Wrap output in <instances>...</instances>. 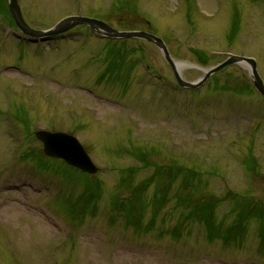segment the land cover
Instances as JSON below:
<instances>
[{
  "label": "rangeland",
  "instance_id": "1",
  "mask_svg": "<svg viewBox=\"0 0 264 264\" xmlns=\"http://www.w3.org/2000/svg\"><path fill=\"white\" fill-rule=\"evenodd\" d=\"M18 1L37 31L80 13L149 30L189 83L228 54L264 81V0ZM9 15L0 0V264H264V99L246 68L179 90L149 43L78 28L36 47ZM44 129L76 136L98 174L43 164Z\"/></svg>",
  "mask_w": 264,
  "mask_h": 264
},
{
  "label": "water",
  "instance_id": "2",
  "mask_svg": "<svg viewBox=\"0 0 264 264\" xmlns=\"http://www.w3.org/2000/svg\"><path fill=\"white\" fill-rule=\"evenodd\" d=\"M9 8L12 13V17L14 18L16 25L20 30L25 34L29 35L33 38H48L51 36H58V34H62L67 32L70 29H73L77 27L78 24H89L92 27L96 28L97 26H100L104 29V34L109 35L112 38L118 39H128V38H140L146 41L152 42L154 45L159 47L161 51L164 52L165 60L170 63L171 67L175 71V77L178 81V84L183 86L184 88L188 89H196L200 88V86L204 85L209 78L219 73V71L224 70L229 67V65H241L246 66L250 70V75L253 79V84L256 87L259 94L264 96V83L261 79V77L258 75L257 72V66L254 60L244 57H236L229 55L228 59L219 64V66L215 68H211L209 70H204L203 77L200 78V80L196 83H187L182 79L181 75L179 74V70H176L174 64L172 63V60H170L169 52L166 49V46L164 42L156 38L155 36L144 33V32H127V33H120V32H114L110 28H106L103 24H101L98 21H94L91 19H86L82 17H69L65 20L60 21L56 27H54L51 30H48V32H41V31H34L30 27L26 26L24 19L22 18L21 8H19L18 0H9ZM35 136L38 138V140L43 144L44 150L43 154L45 156L51 157V158H57L60 160L65 161V163L71 167H75L78 170H80L83 173H88L91 175H95L98 172V168L95 164L92 163L89 155L86 153L84 147L78 142L76 137H72L67 134H61V133H49L46 131H39L35 134Z\"/></svg>",
  "mask_w": 264,
  "mask_h": 264
},
{
  "label": "trees",
  "instance_id": "3",
  "mask_svg": "<svg viewBox=\"0 0 264 264\" xmlns=\"http://www.w3.org/2000/svg\"><path fill=\"white\" fill-rule=\"evenodd\" d=\"M206 62V61H205ZM36 156H38V157H40L39 155H38V153L36 154ZM40 159H41V157H40ZM53 163H56L55 161L53 162ZM62 165H64V168H61L62 170H64V172H68V174H70V175H72L73 177L75 176V175H78L77 174V171L74 169H71V168H69L67 165H65V164H62ZM47 166H48V164H47ZM51 166H53V164L51 165ZM72 170V171H71ZM66 172V173H67Z\"/></svg>",
  "mask_w": 264,
  "mask_h": 264
},
{
  "label": "flooded vegetation",
  "instance_id": "4",
  "mask_svg": "<svg viewBox=\"0 0 264 264\" xmlns=\"http://www.w3.org/2000/svg\"><path fill=\"white\" fill-rule=\"evenodd\" d=\"M59 37H60L59 40L64 41L68 37V35H62V36H59Z\"/></svg>",
  "mask_w": 264,
  "mask_h": 264
},
{
  "label": "bare ground",
  "instance_id": "5",
  "mask_svg": "<svg viewBox=\"0 0 264 264\" xmlns=\"http://www.w3.org/2000/svg\"><path fill=\"white\" fill-rule=\"evenodd\" d=\"M179 68H180V66H179ZM179 70V69H178Z\"/></svg>",
  "mask_w": 264,
  "mask_h": 264
}]
</instances>
